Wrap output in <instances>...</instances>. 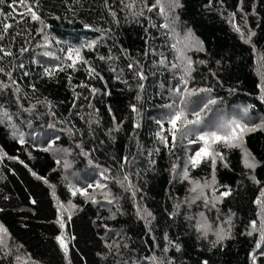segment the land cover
<instances>
[{"label": "trees", "instance_id": "16d2710c", "mask_svg": "<svg viewBox=\"0 0 264 264\" xmlns=\"http://www.w3.org/2000/svg\"><path fill=\"white\" fill-rule=\"evenodd\" d=\"M154 3H0V264H264V0Z\"/></svg>", "mask_w": 264, "mask_h": 264}, {"label": "snow or ice", "instance_id": "6c2138e0", "mask_svg": "<svg viewBox=\"0 0 264 264\" xmlns=\"http://www.w3.org/2000/svg\"><path fill=\"white\" fill-rule=\"evenodd\" d=\"M2 2H3V0H0V3H2ZM20 2L22 3L23 0H20ZM152 8H159L160 14L166 15L165 7H164V4L162 3V0H155V3L151 6V8H149V10L151 11ZM32 19L36 20V19H39V17H37L35 15V13H32ZM164 26L167 27V25H164ZM237 31H239V29H237ZM189 40H190V34H189V37H185L184 41H177V44L183 43L184 47L186 48V47L190 46ZM177 44H173L172 47L179 52L181 57H183V55H184L183 48H178ZM45 55H50V54L45 53ZM76 55L79 56V53L77 52ZM161 62H163V61H161ZM190 64H191V61L189 60L188 61L189 67H190ZM176 66L177 65H173V67H176ZM130 67H131V65H130ZM141 79H143L142 76H141ZM176 91L179 93L181 90L177 89ZM201 91H205V90H201ZM194 94H195L194 92H189L185 88L184 92L181 96V99L179 100V102L177 104L176 111L171 116V119L169 121V123L171 124V129H169V131L171 133L173 141H175V139H176V134L178 132H181L182 129L187 128L188 125H196V124L201 123V112H193L192 115L195 116V119L190 120V119H188V116H187L186 112L184 111V108L182 107L186 103L187 98L191 95H194ZM215 103H216L215 100H209L204 105V109H207L210 104H215ZM168 107L171 108L172 105H168ZM204 109H201V111H203ZM2 115L7 117L6 112L3 113ZM254 130L255 129L248 128L246 125H243L236 120H232V121H228L226 123L221 124L217 130L204 132L197 137V139L199 141L204 142V147H201L199 149V151H197L195 153V156L190 158V162L192 163L193 166H196L200 162L201 158L208 157L212 160L213 165H215L216 157L220 156V153L216 152L214 149H212L211 148L212 145H214L216 143H223V145L225 147L236 146L235 142L239 141L242 138L244 133L249 132V131H254ZM185 135H187V133H185ZM161 139L165 143L167 142L165 137L161 136ZM21 142H23L22 139H21ZM193 142H196V141H189V143H193ZM58 163H59V161H58ZM246 166L247 167H254V164H252L246 160ZM101 175H103V173ZM184 175H185V178H187V171H185ZM125 179H127V177H125ZM99 186L100 185H97V187H99ZM89 187H91V185ZM192 190L195 191L196 189L194 188ZM75 194H76V192L74 191L73 195H75ZM82 194H86V193H82ZM227 194L228 193H224V195H227ZM261 196H264V191L261 192ZM257 203L261 204L264 202H262L260 199H258ZM201 227L205 229V234H206L207 226H201ZM253 228L255 229V222H253ZM217 237H218V240L224 239V236L219 232L217 233ZM58 240L60 241L61 247L64 248L65 250H67V246L64 244L62 237H58ZM259 246L260 245L257 244V247H259ZM253 260L255 261V257H253Z\"/></svg>", "mask_w": 264, "mask_h": 264}, {"label": "rangeland", "instance_id": "374dc122", "mask_svg": "<svg viewBox=\"0 0 264 264\" xmlns=\"http://www.w3.org/2000/svg\"><path fill=\"white\" fill-rule=\"evenodd\" d=\"M188 37H189V36H188ZM190 40H191V38H190ZM181 41H182V40H181ZM182 44H183V43H180L179 46H180V47H181V46L184 47ZM229 117H230V116H226V115H224L223 117H221V118H219V119H214L213 121H211V122L208 124V127H206V128H207V129H211V128H213V129L217 130L221 124L225 123L226 120L229 119ZM263 197H264V196H261V198H263ZM158 263H159V262H158ZM159 264H160V263H159Z\"/></svg>", "mask_w": 264, "mask_h": 264}]
</instances>
